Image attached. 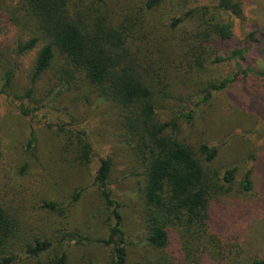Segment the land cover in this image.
Masks as SVG:
<instances>
[{
    "label": "rangeland",
    "instance_id": "1",
    "mask_svg": "<svg viewBox=\"0 0 264 264\" xmlns=\"http://www.w3.org/2000/svg\"><path fill=\"white\" fill-rule=\"evenodd\" d=\"M148 1L108 0V6L115 21L134 24L136 43L149 48L156 67L172 68L174 63L180 69L168 98L156 93V118L160 122L169 121L179 110L194 107L202 97L200 82L236 74L238 61L230 57L231 52L241 48L238 45L245 42L247 34H254L256 42L246 61H239L242 69L249 66L253 74L245 79L239 76L227 89L215 93L196 108L190 124L180 122V129L171 134L197 155L200 145L218 148L217 156L210 162L199 156L206 178L214 186L212 190L222 187V174L226 170L236 169L230 190L220 191L218 197L210 199L213 212L225 214H220V225H224L225 231L216 233L223 248L222 259L208 263L263 262L264 80L255 72H264V0H243L246 19L234 26V40L222 45L214 42L204 51L207 62L217 55L226 60L220 64L208 63L201 70L178 65L181 52L194 56L189 49L192 39L187 37L189 41L185 45L180 39L192 33L198 10L208 7L212 11L218 0H161L146 10ZM18 3L19 0H0V206H20L25 210L15 212L20 235L7 249L19 252L35 238L54 242L65 237L69 264L90 261L107 264L108 249L92 242L105 238L110 224L109 211L93 180L99 160L109 158L112 162L109 189L120 204L123 229L132 244L128 264H160L158 251L138 244L144 238L140 225L144 168L126 144L118 108L94 88H77L75 84L67 87L62 81V59L58 54L33 86L31 96H26L29 75L44 41L40 40L29 52L17 53V44L35 35L30 20L18 19L23 16L13 13ZM174 20L179 21L172 25ZM7 71L13 77L5 89ZM20 105L36 111L22 115L18 110ZM79 136L90 143L88 162L79 160ZM250 168H253V186L250 192H244L240 183ZM78 192L81 198L68 207L70 197ZM42 201H52L65 212L48 217L39 208ZM71 237L81 239L80 245L74 240L69 242L67 239ZM175 241L172 235V242ZM176 247L180 248L177 241ZM172 250L171 246L169 252ZM54 253L50 250L38 260L24 259L20 264H46Z\"/></svg>",
    "mask_w": 264,
    "mask_h": 264
},
{
    "label": "trees",
    "instance_id": "2",
    "mask_svg": "<svg viewBox=\"0 0 264 264\" xmlns=\"http://www.w3.org/2000/svg\"><path fill=\"white\" fill-rule=\"evenodd\" d=\"M160 2L149 0L145 9L150 10ZM13 13L23 16L18 19L30 20L35 28L33 37L17 44L18 54L29 52L40 40L44 41L29 75L30 86L26 96H31L33 86L51 67L58 54L62 59V81L67 87L75 84L77 88H94L118 108L126 144L144 168V187L140 191L143 203L140 225L144 238L138 244L158 251L161 254L160 264H191L198 260L199 264L202 259L209 264L208 260L222 259L223 248L216 233L224 230V225H220V214H225L223 211L215 214L210 199L218 197L220 191L230 190L236 169L226 170L222 174L224 186L218 188L219 191L212 190L214 186L207 180L199 156L210 162L217 156L218 148L203 144L198 147L197 155L175 139L171 132L180 129V122L190 124L196 108L209 101L215 93L227 89L239 76L245 79L253 74L254 70L249 66L244 69L239 66L240 62L246 61L247 53L256 42L253 32L245 36V42H240V49L235 48L231 52L230 57L238 61L236 74L216 81L200 82L202 97L198 103L177 111L169 121L160 122L156 118V93L164 99L168 98L180 69L174 63L172 68L156 67L149 48L136 43L134 24L128 25L126 20L115 21L112 18L108 0H19ZM190 14L193 12L190 11ZM197 18L190 36L180 39L182 45L189 41L188 38L192 39L189 49L194 56L181 52V63H178L190 70H201L208 63L220 64L226 60L217 55L207 62L204 51L214 42L222 45L234 40V26L246 19L244 1L218 0L212 11L208 7L200 8ZM178 21L174 20L172 25ZM255 73L264 80V72ZM12 77L11 71L4 73L5 89L11 85ZM18 110L25 116L36 111L24 105L18 106ZM32 141L33 138L30 143ZM77 144L80 148L79 160L88 162L91 157L89 141L79 136ZM99 162L93 185L99 190L109 211L110 224L107 236L92 242L108 249L107 264H128L129 246L132 244L123 229L120 204L109 189L112 162L109 158H101ZM252 173L253 168H250L240 183L244 192L252 190ZM80 198L81 192L74 193L68 207ZM39 208L48 217L65 212L52 201H42ZM24 211L20 206H0V264H20L24 259L38 260L50 250L55 253L46 264H69L63 243L65 237L54 242L35 238L19 252L7 249L20 235L15 212ZM172 235L179 249L176 241L172 242ZM67 240H74L77 245L81 243V239L75 237ZM171 246L173 250L169 252ZM204 260L200 264H204ZM84 264L96 263L90 261ZM254 264H264V261L255 260Z\"/></svg>",
    "mask_w": 264,
    "mask_h": 264
}]
</instances>
